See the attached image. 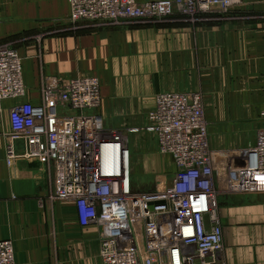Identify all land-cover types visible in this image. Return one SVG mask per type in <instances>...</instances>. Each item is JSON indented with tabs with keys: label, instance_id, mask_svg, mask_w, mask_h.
Masks as SVG:
<instances>
[{
	"label": "built area",
	"instance_id": "built-area-1",
	"mask_svg": "<svg viewBox=\"0 0 264 264\" xmlns=\"http://www.w3.org/2000/svg\"><path fill=\"white\" fill-rule=\"evenodd\" d=\"M242 0H69L74 27H121L181 12L228 10ZM213 13V11H212ZM95 75H48L27 99L23 60L0 44V105L10 108L8 163L38 160L53 171L52 197L97 227L102 264H226L220 195L264 192V127L245 148H213L200 92H160L142 126L108 128ZM264 117V112H262ZM153 133L174 169L140 186L132 137ZM20 144V149H18ZM140 184V185H139ZM0 264H17L0 239Z\"/></svg>",
	"mask_w": 264,
	"mask_h": 264
},
{
	"label": "crops",
	"instance_id": "crops-1",
	"mask_svg": "<svg viewBox=\"0 0 264 264\" xmlns=\"http://www.w3.org/2000/svg\"><path fill=\"white\" fill-rule=\"evenodd\" d=\"M70 12L69 0H0V44L15 43L13 46L22 57L27 99L36 101L40 98L38 86L35 90L28 87L27 72H38V61L35 45L27 41L37 29L69 20ZM263 24L252 25L254 30L245 25L218 27L214 40L217 52H214L212 71L252 72V77L264 72ZM81 46L82 51L88 52V41ZM181 65L184 64L174 61L173 67L172 60L163 67L164 72ZM72 69L75 70L74 67L68 69L60 64L54 67L51 75L84 74L68 72ZM122 71L126 72L125 69ZM180 72H187V69ZM101 75L95 74L100 81L103 78ZM147 88L145 93L131 88L128 91L118 86L108 91L101 88L103 101L100 111L105 125L121 129L144 125L156 97L154 84ZM167 91L190 92L174 86L163 87L160 92ZM259 102V114H262L264 97L252 100V103ZM14 103L13 100H4L0 105V239L12 240L17 264H102L99 229L82 226L74 204L52 197L51 168L38 160L24 158L8 163L9 111ZM206 119L210 124L209 136L213 148L238 147L234 145L237 139L234 137V126L229 125L233 140L228 145L226 133L220 134L218 129H212L213 123ZM20 147L18 144V149ZM132 148L136 161L135 174L145 171L149 175L148 180H151L156 175L174 169L172 160L159 154L155 134L142 132L133 135ZM219 199L224 239L223 260L226 264H264V192L222 194ZM238 249L242 250L241 255L236 254Z\"/></svg>",
	"mask_w": 264,
	"mask_h": 264
},
{
	"label": "rangeland",
	"instance_id": "rangeland-1",
	"mask_svg": "<svg viewBox=\"0 0 264 264\" xmlns=\"http://www.w3.org/2000/svg\"><path fill=\"white\" fill-rule=\"evenodd\" d=\"M262 6L264 0H242L226 11L192 6L194 10L181 12L176 5L167 17L121 27L94 28L81 24L74 28L68 19L56 22L37 29L27 41L35 45L38 61V72H27L28 87L35 90L38 86L41 93L45 79L55 66L62 64L68 69L75 68L68 72L102 74L101 85L106 91L118 86L145 93L147 86L154 84L155 96L169 86L200 92L212 129H218L220 134L225 132L230 145L233 132L228 129L229 125L234 126L237 138L234 145L238 146L234 148H245L264 127L260 102L252 103L253 98L264 97V72L258 77H252V72H213L217 52L214 40L218 27L233 24L253 29L252 25L264 23ZM85 41L88 52L82 51ZM172 60L173 67L174 61L184 65L164 72L163 67ZM185 68L187 72H180ZM136 174L140 186L154 184L155 178L148 180L147 172ZM242 253L241 249L236 252Z\"/></svg>",
	"mask_w": 264,
	"mask_h": 264
}]
</instances>
